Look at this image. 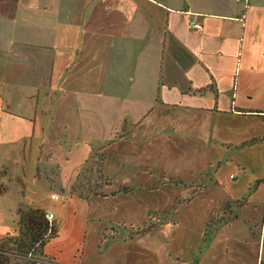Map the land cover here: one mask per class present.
Wrapping results in <instances>:
<instances>
[{"label":"crops","instance_id":"obj_1","mask_svg":"<svg viewBox=\"0 0 264 264\" xmlns=\"http://www.w3.org/2000/svg\"><path fill=\"white\" fill-rule=\"evenodd\" d=\"M0 191V242L54 215L38 264H264V0H0Z\"/></svg>","mask_w":264,"mask_h":264},{"label":"trees","instance_id":"obj_2","mask_svg":"<svg viewBox=\"0 0 264 264\" xmlns=\"http://www.w3.org/2000/svg\"><path fill=\"white\" fill-rule=\"evenodd\" d=\"M98 171L100 173V169ZM79 189L80 185L78 187L75 186L74 192L79 197H84L83 191L80 192ZM85 191L88 192L87 189ZM241 206V203L236 205L238 208ZM45 214L40 209H19L16 212L15 230L6 235L0 242V264H38L50 262L44 254V246L49 238L55 236V228L53 224H49L46 220ZM228 214H230V217L226 221L221 222L222 224L220 225L227 224L235 215V213ZM210 227L211 218L205 227L204 244H207L216 232L217 227L214 229ZM143 231L145 230L143 229ZM15 260H20L21 263Z\"/></svg>","mask_w":264,"mask_h":264},{"label":"rangeland","instance_id":"obj_3","mask_svg":"<svg viewBox=\"0 0 264 264\" xmlns=\"http://www.w3.org/2000/svg\"><path fill=\"white\" fill-rule=\"evenodd\" d=\"M105 152L106 151L102 149L94 153V155L92 156V159L88 162V165L86 166V168L83 169V171H81L79 175L78 183H76L77 187L80 185V189H79L80 192L82 191L84 192L86 189L88 190L89 192L88 194L91 195L89 197L105 195V194L109 195L111 194V192L116 191L117 189L112 186L113 184L112 174L108 173L104 167L106 159H107ZM98 167L100 169V173L98 171L99 170ZM121 191L128 192L127 189H121ZM191 191H192L191 188L186 189L187 194H189ZM171 192H173V189H170V196H172ZM121 196H123V198H127L129 197V193L121 195ZM176 207L177 205L175 204L174 205L169 204L168 206L169 212L172 209L175 210ZM6 208H7V201H0V225L6 222V213H5ZM234 212H236V210H235V207L232 205L220 204V203L215 205L211 213V227L210 228L214 229L218 227L220 224H222L221 222L226 221L230 217V214L228 213H234ZM15 220H17V217L15 218ZM119 227L120 226L118 225V228ZM134 228H137V230L139 228L145 229V226L143 225L142 227L140 224V226L138 227L135 226ZM113 229L115 228L112 227L110 230H106L108 242H110L113 239H118V236L115 235ZM15 261L18 263H21L20 260H15Z\"/></svg>","mask_w":264,"mask_h":264},{"label":"built area","instance_id":"obj_4","mask_svg":"<svg viewBox=\"0 0 264 264\" xmlns=\"http://www.w3.org/2000/svg\"><path fill=\"white\" fill-rule=\"evenodd\" d=\"M189 27L192 28V29H196V30H201L202 29V26L198 22H196L194 20H192L190 22ZM230 178H232V176H230ZM51 197H52V199H56V200L58 199L54 195H52ZM45 218L49 222V224H51V225L53 224V220H54V215L53 214H45Z\"/></svg>","mask_w":264,"mask_h":264}]
</instances>
